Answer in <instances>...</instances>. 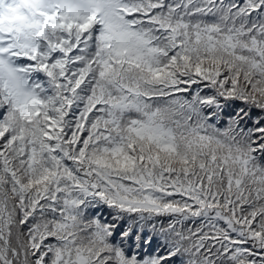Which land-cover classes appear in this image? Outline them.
<instances>
[{
    "label": "snow or ice",
    "instance_id": "obj_1",
    "mask_svg": "<svg viewBox=\"0 0 264 264\" xmlns=\"http://www.w3.org/2000/svg\"><path fill=\"white\" fill-rule=\"evenodd\" d=\"M0 264H264V0H0Z\"/></svg>",
    "mask_w": 264,
    "mask_h": 264
}]
</instances>
